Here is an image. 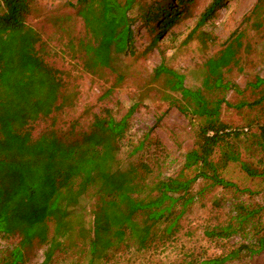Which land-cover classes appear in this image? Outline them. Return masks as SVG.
Returning <instances> with one entry per match:
<instances>
[{"label":"rangeland","instance_id":"rangeland-1","mask_svg":"<svg viewBox=\"0 0 264 264\" xmlns=\"http://www.w3.org/2000/svg\"><path fill=\"white\" fill-rule=\"evenodd\" d=\"M116 1L128 2L132 44L111 53L110 67L88 65L84 43L90 35L77 0L31 1L26 23L39 35L36 49L62 80L59 109L36 121L32 136L54 129L73 142L104 110L115 120L127 116L116 166L134 170L138 195L145 197L156 182L179 174L204 122L194 113L203 110L201 104H219V120L228 130L243 128L249 135L264 122V82L256 83L264 81V0H222L200 27L198 18L212 0H187L178 4L175 23L153 31L141 23L142 16L178 0ZM95 2L98 8L101 0ZM224 54L226 63L220 62ZM170 71L182 76V88L198 94L200 109L193 95L174 89ZM215 79L225 85L217 86ZM237 149L246 156L254 148L245 150L241 143ZM252 154L254 160L260 156ZM222 178L231 185L198 179L186 194H169L175 200L171 213L153 224L144 247L120 244L94 264H206L213 258H224L220 264H264V181L249 178L233 163ZM99 201L97 195L83 198L71 216L73 230L58 249L34 237L23 246L21 264H91L89 235ZM52 230L49 223L50 235ZM21 239L19 233L0 232V264Z\"/></svg>","mask_w":264,"mask_h":264},{"label":"trees","instance_id":"trees-1","mask_svg":"<svg viewBox=\"0 0 264 264\" xmlns=\"http://www.w3.org/2000/svg\"><path fill=\"white\" fill-rule=\"evenodd\" d=\"M31 1L0 0V232L19 233L22 238L2 264H21L23 246L34 237L48 244L50 250L58 249L73 230L71 216L85 196L97 195L100 200L93 211L89 235L94 264V259L106 258L107 252L120 244L144 247L153 224L171 213L175 200L169 194H186L198 179L230 186L222 178L230 163L237 164L249 178L264 181V122L249 135L243 128L228 130L219 120V104L208 108L203 103V110L194 112L204 122L195 144L184 156L179 174L156 182L145 197L138 195L141 184L135 182L134 170L125 173L116 166L127 116L115 120L104 110L101 116L94 117L89 131L73 142H65L54 129L33 137V124L59 109L62 80L60 72L36 49L39 35L26 23ZM184 1L187 0H178L175 6L170 2L166 7L152 8L142 16L141 23L151 31L165 30L177 21L178 4ZM95 3L77 0L78 13L84 16L90 35L84 43L87 62L90 67H110L111 53L126 51L132 44L128 2L122 5L116 0H101L98 8ZM221 3L222 0H212L201 12L197 27L211 19ZM227 54L221 56L220 62H228ZM170 73L175 77L174 89L193 95L200 109L198 94L182 88V76ZM260 82L264 81L256 83ZM214 83L225 85L216 79ZM263 100L264 95L260 98ZM241 143L245 150L254 149L242 156L237 149ZM252 152L260 156L254 160ZM153 190L159 195L153 196ZM166 200L169 203L165 205ZM49 223L53 227L51 235ZM79 233L82 235V230ZM224 260L213 258L206 264Z\"/></svg>","mask_w":264,"mask_h":264}]
</instances>
